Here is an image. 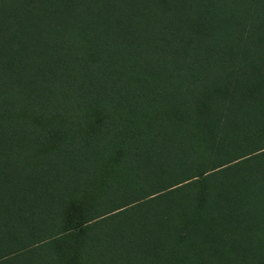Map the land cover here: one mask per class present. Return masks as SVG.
I'll return each mask as SVG.
<instances>
[{
	"label": "trees",
	"instance_id": "16d2710c",
	"mask_svg": "<svg viewBox=\"0 0 264 264\" xmlns=\"http://www.w3.org/2000/svg\"><path fill=\"white\" fill-rule=\"evenodd\" d=\"M0 264H264V0H0Z\"/></svg>",
	"mask_w": 264,
	"mask_h": 264
}]
</instances>
